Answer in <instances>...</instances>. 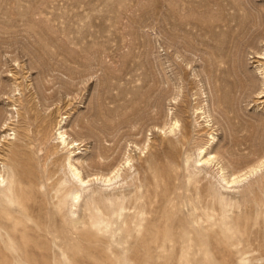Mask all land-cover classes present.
<instances>
[{"label":"rangeland","instance_id":"rangeland-1","mask_svg":"<svg viewBox=\"0 0 264 264\" xmlns=\"http://www.w3.org/2000/svg\"><path fill=\"white\" fill-rule=\"evenodd\" d=\"M235 4L264 18V0H0V170L4 166L13 187L20 184L24 201L39 205L27 214L59 230L56 240L44 231L30 237L40 264H160L163 255L170 261L161 264H264V168L228 188L215 167H194L192 159L212 135L209 152L222 163L244 166L264 154V98L257 97L253 58L261 44L244 42L237 57L227 56L209 31L212 23L231 21L227 12ZM223 54L254 76L253 92L221 89L228 76ZM199 107L210 111V125L196 113ZM35 113L48 121L40 133L28 125ZM175 119L179 128L169 133ZM58 125L80 143L75 157L84 175L108 173L127 152L133 156L148 204L132 235L124 229L114 238L107 231L91 238L67 230L65 209L55 216L51 184L67 179L69 153ZM66 181L67 187L74 182ZM128 181L102 190L127 189ZM219 195L232 201L225 213ZM0 200V254L7 244L21 243L18 257L24 258L28 237L22 226L14 228L15 215L3 213V194ZM163 230L171 231V242L161 238Z\"/></svg>","mask_w":264,"mask_h":264},{"label":"bare ground","instance_id":"bare-ground-1","mask_svg":"<svg viewBox=\"0 0 264 264\" xmlns=\"http://www.w3.org/2000/svg\"><path fill=\"white\" fill-rule=\"evenodd\" d=\"M227 14H228L227 17L230 18L229 20H231V21H226L225 23H223V22L222 23H220V22L214 23V24L212 23V26H211L212 29L209 31L212 34L213 41H214V39H216V40L222 42V45L224 46V48L227 51V53H225V54H227V56L232 54V55H235L236 57L239 54V52L241 51V45L244 42L246 43L245 45L249 46L256 39L259 41L262 49H261V51H255V56L253 58H255L254 62L258 63L256 65L258 75H256V76H257L258 82L261 85V89L257 92V97L259 99L264 98V22H263L264 18H263V14L260 11L253 12L246 5H242V4L232 5L231 12H229V13L227 12ZM215 17H217V16H215ZM227 17L225 19H227ZM218 18H220V17H218ZM218 21H219V19H218ZM218 48L220 50V47H218ZM218 48H216V49H218ZM213 53H215V52H213ZM219 53H221V52H219ZM221 56L222 55H220V57ZM224 58H225L224 60L221 58L220 59H221V61L223 60L222 61L223 64H225V63L228 64V67L225 66V68L223 69L224 72L228 73V76L227 77L225 76L226 78H224V79L222 78L221 83H220L221 89H224V91H226L227 93H233L234 95L237 93L242 94L246 90H251L253 92V87L255 86L254 85V81H255L254 76H249L247 74V72L243 69L242 64H240L237 59L232 58V62L229 63L226 60L225 55H224ZM147 97H148V95H147ZM142 103L145 104L147 102H146V100H144V102H142ZM196 113L197 114H203L204 118H206V121L208 122V125L211 124V120H209V118L211 119L212 117H211L209 110H206L204 107H199L198 109H196ZM32 119L34 121H29L28 125H34L35 126L34 128L37 129L36 131L38 133H40L41 130L46 127L45 124L48 123V121L46 122L45 117H42L38 113H35L30 118V120H32ZM179 123H180V119L173 120L168 127L169 133L175 132L177 130V128H179V125H180ZM62 125H58L59 126L58 127V129H59L58 140H60V142H61L60 145L64 146V148L68 149L69 153L67 152L68 153V155L66 157L67 164H65V166H64L67 169V172H66L67 179L66 178H62V180L57 179L59 181H56V182L51 184V189H53L52 191H55V195H52V198H54V197L57 198V200L52 202V204L57 209L54 212L55 216H58V214L63 215L62 213H63V210L65 209L67 217H65V220L63 217V222L66 221L69 224L68 227L66 226L67 230L71 231V232H77V231L78 232H84L85 234H88L89 237H91V238H94V237L96 238L100 234L103 235V233H105L106 231L112 233L113 238H114V236L119 233L118 232L119 230H124V229L129 232L128 233L129 235H132L130 231H131L132 227H134V225L136 227L137 226L142 227L140 225L143 224L142 221H144L145 214H147L146 205L148 204L147 203L148 201L146 200L148 189L146 188L145 190H143V187L145 188V183H143V179L138 176V173L135 172V166L133 163V160H134L133 156H131L129 154V152H127V156H126L124 162L118 164L117 166H114L113 169L111 168L112 169V170L110 169L111 171L108 170L109 171L108 173H97L94 175L93 174L84 175L82 168H80L79 165H77V164L81 163L82 160L80 161L79 157L78 158L75 157L76 156L75 155L76 149L80 148V147L75 148V146H77V145L80 146V143H78L77 140H75L74 138H71L70 135H68L67 130H65L64 126H62ZM159 129L164 130V128H160V127H159ZM8 135H10V133L9 134L6 133L5 136H8ZM215 139H216V137L214 135H212L211 140L209 142H207V144L201 145V146L199 145L197 147V149L195 151V156H194V158H192L193 162H194L193 165H194V167L195 166L197 167V165H205V166H210L212 168L215 167V177H217L219 183H221L224 187L231 188V187L235 186L236 184L243 182L249 176L257 173L258 171H260V170L262 171V169L264 168V154L258 155L257 159L255 161L248 163V164L246 163V165H244V166L243 165L235 166L232 164V162H229V161H227L226 163H222V161L219 160V156L217 153L209 152V148H210L211 144L215 141ZM125 168L128 169V172L125 173V175H123ZM16 171H17V174L20 176V179L22 180L21 176L23 175V172L19 169H17ZM21 173H22V175H21ZM261 175L259 176V178L261 177L260 179H262L264 177V175H263V177ZM49 176H51L50 173H49ZM55 176H56V174H55ZM155 177H156V175H155ZM129 179H130L131 185L130 186L128 185L129 187L127 189H123V190L118 189L117 191H114V192L110 191L111 193L105 192L102 190L103 188H106V187H111V186L120 185V184L122 185V183L128 182L127 184H129V181H128ZM66 180H68V181L73 180L74 181L71 187H67V183H66L67 181ZM137 181H139V182H137ZM93 182H99V183H97L98 184L97 187L91 189L90 187H91V184ZM47 184H48V182H47ZM94 185H95V183H94ZM8 188H12V193L11 192L9 193ZM90 189H91V193L86 195V192ZM21 191H22V189L20 188V184H17L16 186L13 187L11 182H8V177L5 174V169L3 166V169L0 170V194L4 195V198L6 200L5 202H7L8 205H7V207H5L3 205L4 207L2 206L3 207L2 210H3V213L6 214V216L15 215V217H13L14 218L13 220H15L14 221L15 222V224H14L15 229H18L19 226H22V231L24 233V236L28 237V240L26 239L27 241L26 240L24 241L25 248H26V249L24 248V251H28V248H29L28 253H30V255H26L24 258L19 259L18 254H20L23 251V247H22L23 245L21 243H19L17 246H14V244H13L14 242H12L13 245L7 244L3 254H0V255L3 256V258L6 260V261H4V262H6V264H21V262H23L25 264H40L41 261L37 255V251H36L38 248V245L37 246L36 245H32V246L27 245L30 241V237L37 236L40 232L44 231V232L48 233V235L49 234L52 235V239L56 240V239H58V237H60L58 235L59 230L58 229H52L50 226L46 227L45 225H41V222L38 221L40 218L37 220L34 218L35 216L33 215V213L27 214L28 210L34 209V207H36V205H38V204H36L34 206L33 204L31 205V203L29 204V203H27V201H24L23 200L24 198L22 199V197L20 195ZM44 199H46V198H44ZM217 200L219 202V205L222 207V209L225 213L226 210H224V208L231 204V202H232L231 199L226 198L224 195L221 197L219 195V198H217ZM15 203H18V205H15ZM39 204H40V202H39ZM150 204H151V202H150ZM193 209H194V211H196L198 209L196 204H193ZM43 213H44V211H43ZM22 214H25V216H26L25 220L20 218L19 215H22ZM75 216H76V218H75ZM9 219H10V217H9ZM6 225H8V227H9L12 224H10V222H6ZM91 231H95V233H92ZM140 232H141V229L137 228V229H135L134 234L140 235ZM178 234H180V233H178ZM171 235H172V233L170 230H165L163 232V236L161 238H164L165 240H169V242H171V240H172V239H170ZM101 236L99 237L100 239H101ZM119 236H117V237H119ZM179 238L180 239H178L177 241L179 244H182L185 241L184 240L185 238L183 237V235H180ZM122 240H123V237H122ZM100 241H103V238ZM124 242L128 243L129 240L124 239ZM155 243L157 244L158 241ZM160 243H161V241H160ZM143 244H145V243H143ZM158 245H160V244L158 243ZM165 245H167V244L162 242L161 246H165ZM151 248L152 247H150L148 245V247L146 249L150 250ZM24 255H25V253H24ZM159 256H161V255H159ZM134 258H136V257H134ZM168 258H169L168 255L161 256V260L163 259L161 261V263H165V262L170 261V258L169 259ZM147 261H151V259L150 260L147 259ZM123 262L120 261L121 264H123ZM157 262H160V261L157 260ZM116 264H117V262H116Z\"/></svg>","mask_w":264,"mask_h":264}]
</instances>
